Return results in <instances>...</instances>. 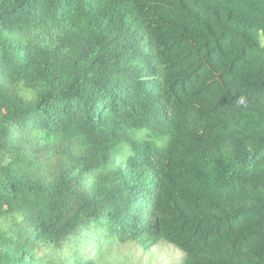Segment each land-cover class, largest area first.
Segmentation results:
<instances>
[{
  "label": "trees",
  "instance_id": "1",
  "mask_svg": "<svg viewBox=\"0 0 264 264\" xmlns=\"http://www.w3.org/2000/svg\"><path fill=\"white\" fill-rule=\"evenodd\" d=\"M161 240L264 264V0H0V264Z\"/></svg>",
  "mask_w": 264,
  "mask_h": 264
},
{
  "label": "rangeland",
  "instance_id": "2",
  "mask_svg": "<svg viewBox=\"0 0 264 264\" xmlns=\"http://www.w3.org/2000/svg\"><path fill=\"white\" fill-rule=\"evenodd\" d=\"M118 251L121 255L132 257L135 263L139 261L140 264H180L183 256L180 250L163 240L148 250L142 249L137 243H129Z\"/></svg>",
  "mask_w": 264,
  "mask_h": 264
}]
</instances>
